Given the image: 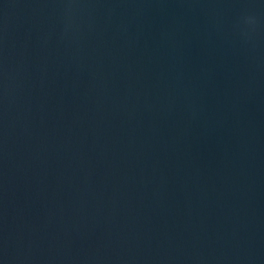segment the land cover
I'll use <instances>...</instances> for the list:
<instances>
[{
  "label": "water",
  "instance_id": "95a60500",
  "mask_svg": "<svg viewBox=\"0 0 264 264\" xmlns=\"http://www.w3.org/2000/svg\"><path fill=\"white\" fill-rule=\"evenodd\" d=\"M0 264H264V0H0Z\"/></svg>",
  "mask_w": 264,
  "mask_h": 264
}]
</instances>
